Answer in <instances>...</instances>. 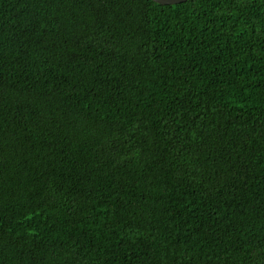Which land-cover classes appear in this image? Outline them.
Returning a JSON list of instances; mask_svg holds the SVG:
<instances>
[{
    "label": "trees",
    "instance_id": "obj_1",
    "mask_svg": "<svg viewBox=\"0 0 264 264\" xmlns=\"http://www.w3.org/2000/svg\"><path fill=\"white\" fill-rule=\"evenodd\" d=\"M0 264H264V0H0Z\"/></svg>",
    "mask_w": 264,
    "mask_h": 264
},
{
    "label": "water",
    "instance_id": "obj_2",
    "mask_svg": "<svg viewBox=\"0 0 264 264\" xmlns=\"http://www.w3.org/2000/svg\"><path fill=\"white\" fill-rule=\"evenodd\" d=\"M160 4H165V5H176V4H180V3H184L187 2L189 0H154Z\"/></svg>",
    "mask_w": 264,
    "mask_h": 264
}]
</instances>
